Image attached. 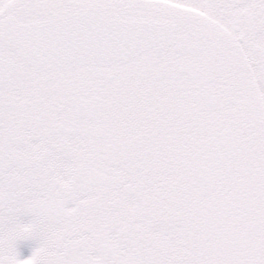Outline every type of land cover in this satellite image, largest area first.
I'll use <instances>...</instances> for the list:
<instances>
[{"label":"snow or ice","instance_id":"6c2138e0","mask_svg":"<svg viewBox=\"0 0 264 264\" xmlns=\"http://www.w3.org/2000/svg\"><path fill=\"white\" fill-rule=\"evenodd\" d=\"M0 264H264V0H0Z\"/></svg>","mask_w":264,"mask_h":264},{"label":"flooded vegetation","instance_id":"af4514ba","mask_svg":"<svg viewBox=\"0 0 264 264\" xmlns=\"http://www.w3.org/2000/svg\"><path fill=\"white\" fill-rule=\"evenodd\" d=\"M34 247V244L32 245V247H25L23 245L18 246L19 259L24 260L30 258L32 249Z\"/></svg>","mask_w":264,"mask_h":264}]
</instances>
